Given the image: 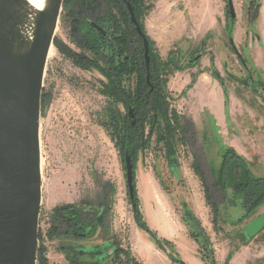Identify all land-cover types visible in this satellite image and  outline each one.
<instances>
[{
  "label": "rangeland",
  "instance_id": "1",
  "mask_svg": "<svg viewBox=\"0 0 264 264\" xmlns=\"http://www.w3.org/2000/svg\"><path fill=\"white\" fill-rule=\"evenodd\" d=\"M158 1L144 0L151 9L143 17V25L161 63L173 61L167 67L165 65L164 71L168 109L184 116L187 121H193L191 113H196L199 126L194 124L195 138L188 136L185 142L176 141L174 173L169 171L163 149L155 143V134L150 137L147 148L136 152L135 183L142 217L158 237H165L172 228L179 231L178 236L168 238L173 243V249L168 247L166 252L171 250L172 255H178L177 258L187 264L195 263L185 259L186 255H196L197 261L201 262L197 243L192 241L191 232L182 222L180 215L183 211L179 208L182 199L194 202L199 196L201 210L197 211V215L189 205L185 209L193 212L209 238L210 244L206 250L204 245L202 249L213 255L216 264H264V255L246 254L241 255L238 262L229 263L235 253L248 245L256 250L255 253L263 249L264 229L255 237L247 238L244 227L264 213V200L249 213L242 207L241 197L233 190V183L242 175L238 164L242 161L235 157L228 159V165L232 167L224 171L223 184L217 182V170L221 158L223 161L225 144L213 117L207 112L201 113L202 108L207 110L204 104H210L222 113L223 123L230 135L238 134L239 138H243L241 131L244 133L247 130L253 154V160L246 161L247 166L254 175H264V129L263 133L260 132L261 126H264V123L261 124L264 120V0H232L236 14L234 19L228 14L226 0H211L222 16L217 31L206 40L217 39L213 47L220 70L215 66L214 57L210 55L208 58L206 41L198 39L205 31H196L191 27L194 23L188 12L191 7L173 0ZM72 20L62 8L43 78L39 122L42 202L37 264H40L41 258L46 259L47 264H70L64 247L83 251L92 250L93 246L89 245L94 244L101 249L102 254L94 257L102 260L101 264H127V254L142 264H178L171 261L150 235L139 230L135 224L124 168V154L131 147L124 150L117 146L106 126V110L111 99L105 92L108 79L104 73L92 64L81 66L68 55L70 51L91 57L89 51L76 43ZM235 23L245 30L241 42L233 37ZM181 31L182 35H179ZM192 34L200 35L195 39ZM231 40L243 62L231 48ZM196 55L197 59L194 58ZM204 56L210 62V75L218 83L216 93H209L208 96L202 87H198L187 96L189 87H181L183 78L191 68L192 80L202 72ZM100 65L102 67L103 63ZM212 66L218 72L217 76L213 74ZM125 83L128 87L134 86L130 77ZM183 95L187 96L186 102L182 99ZM116 105L121 113L128 114L125 105ZM256 135L257 149L252 147L251 140ZM223 138L226 140V137ZM195 165L202 172L203 181L195 174ZM151 196L155 197L157 204ZM170 202L174 203L175 210L168 206ZM69 203L77 204L82 210H97L102 224L95 226V235L86 240L48 237L52 209ZM159 222L160 226L157 225ZM190 227L194 231L197 228L192 221ZM198 239L203 243V237ZM252 240L255 243L250 242ZM107 245V254L115 248L120 249L115 260L114 257L105 259ZM201 264L206 263L203 261Z\"/></svg>",
  "mask_w": 264,
  "mask_h": 264
},
{
  "label": "trees",
  "instance_id": "2",
  "mask_svg": "<svg viewBox=\"0 0 264 264\" xmlns=\"http://www.w3.org/2000/svg\"><path fill=\"white\" fill-rule=\"evenodd\" d=\"M128 3L148 41V68L145 64L142 38L130 22ZM62 8L66 9L67 14L73 19L72 27L76 34V43L84 50L89 51L91 57L85 54L70 53V51L68 55L81 66L87 67L92 64L99 68L108 79L105 83V92L111 102L106 110V126L110 129L117 146L128 150L135 144L137 149H145L150 143V137L155 134V143L163 149L165 159L168 162H174L176 160V141L185 142L188 136L195 138L194 123L192 120L187 121L182 115H177L176 112H169L166 102L165 85L167 81L164 71L165 65L167 67L173 61L161 63L153 49V42L146 36L143 17L151 9V6L145 5L144 0H64ZM254 16H256V11ZM93 24H97L103 33L98 31ZM101 62L103 63L102 67ZM212 67L214 69V66ZM213 74L217 76L218 72L214 69ZM127 77L133 80L134 86L126 85ZM116 103H122L127 110L132 109L135 116L134 124H132L129 114H123L118 110ZM226 151L227 154H224L217 179V182L222 184L224 171L228 168L227 160L230 153L229 149ZM231 154L233 158L242 161V175L240 180L233 183V190L241 197L242 207L249 213L261 200H264V177L251 175L243 159L232 151ZM195 172L203 181V174L196 165ZM204 188L208 196L206 185ZM85 204L87 205L88 202ZM132 204H134L132 211L137 224L146 228L141 221L135 194ZM50 218L51 223L47 231L49 238L64 236L86 239L91 237L96 228L102 224V217L97 214V210H82L73 203L55 206L51 211ZM183 218L189 226L192 221L194 227H197L196 232L193 227H190L189 230L197 242L202 260L206 264H216L213 255L211 256L210 252L207 254L205 251L206 246L210 244L209 238L202 230L193 212L190 209H185ZM96 225L97 227H95ZM199 236L203 237V243L199 241ZM162 243L169 249H173V244L170 241H157L158 245ZM109 244L112 245V243ZM203 245L205 250L202 249ZM108 246L105 248V259L114 257L115 260L120 249L114 246L115 249L107 254ZM63 249L68 251L66 258L70 264L102 263V260L94 259L95 256L102 254L97 244L93 246L92 250L77 251L73 247H64ZM168 255H172L171 250ZM126 258L127 264H142L131 255L127 254ZM170 258L178 261L174 257ZM40 264H47L46 259L41 258Z\"/></svg>",
  "mask_w": 264,
  "mask_h": 264
},
{
  "label": "water",
  "instance_id": "3",
  "mask_svg": "<svg viewBox=\"0 0 264 264\" xmlns=\"http://www.w3.org/2000/svg\"><path fill=\"white\" fill-rule=\"evenodd\" d=\"M63 2L44 0L42 7L36 8L28 0H0V264H37L42 202V87ZM226 5L234 19L232 0H226ZM127 7L130 22L142 38L148 68V41L129 3ZM93 26L103 33L97 24ZM234 51L243 62L235 46ZM128 114L133 116L131 108ZM134 148L131 146L124 154L131 199ZM263 229L264 213L246 224L244 232L253 238ZM179 264L187 263L179 260Z\"/></svg>",
  "mask_w": 264,
  "mask_h": 264
},
{
  "label": "crops",
  "instance_id": "4",
  "mask_svg": "<svg viewBox=\"0 0 264 264\" xmlns=\"http://www.w3.org/2000/svg\"><path fill=\"white\" fill-rule=\"evenodd\" d=\"M160 1L161 0H159L158 2H160ZM218 1L220 2V0H218ZM173 2L177 3V4L184 3L185 6L191 7V9L188 11L194 20V23L192 24L191 27L195 28L194 30H196V31L197 30L205 31L203 34H201V36H199L200 38H198V35H200V34H195L196 36L193 34L192 35L194 36L195 39L196 38H198V39L202 38L204 43L206 41L205 47H206V51L209 52L208 58L210 55H212L214 57V63H215L216 68L218 70H220L218 65H217V56L215 54L214 47H213V44L216 43L217 39L216 38H210V39L206 40V38L210 34L217 31L218 27L221 24L222 14L220 13V9L217 6L215 7L212 4L211 0H173ZM224 18H225V16H224ZM244 32H245V30L241 26H239L238 24L235 23L234 30H233V37L236 41L237 40H239L240 42L242 41ZM179 35H182V31L179 32ZM188 41L192 42L190 40H188ZM208 58H207V56L203 57V59H202L203 65L201 67V69H203V70H202V72H200V74H197V76L193 77V80H192V76H191V73L193 72L192 68L189 69V70H191L190 73H188L183 78L184 81H183L181 87L182 88L189 87L186 91L187 96H190L191 93H194V91L198 87H202L204 93L207 94L208 96H210L209 93H216V90L218 88V83H217V80H215L210 75V72L208 70L210 62L208 61ZM205 59H207V60L205 61ZM200 75H202V77H200ZM186 95L185 96L183 95V97H182L184 102H186L185 101L186 97H187ZM204 105L207 107V110H206V108H202L201 113L205 114L207 112L208 115L213 117V119L215 121V125L217 126V132L219 133L223 142L228 144V146L232 147L239 155L243 156L247 161L251 162L253 160V154L250 151V147H249V143H248L249 133L247 132V130H245L244 133H243V131H241V136L243 138H239L238 134L236 136H232V134L230 135L231 132L229 130H226L225 123H223L224 118H222V113L219 112V110L216 111L214 108L211 107L210 104H204ZM188 112L191 113L190 108H189ZM191 116L193 117V121L195 122V124L198 127L199 125H198V120H197V114L191 113ZM263 123H264V120H261V124H263ZM223 125H224V128H223ZM261 127L262 128L260 129V132L263 133V129H264L263 127L264 126H261ZM260 136H263V135L261 134ZM223 137H226V140H224L225 138H223ZM256 138H257V135L253 136L251 138V140H252V147H255L257 149ZM243 140H245L246 142L244 143ZM151 197H152L154 203L157 204L155 197H153V196H151ZM184 200L187 203V205H189L190 208H192L194 213H196V215H197V211L201 210V202H200L199 196H198V198H196L194 200V202L191 201L192 199L189 201L188 198H185ZM168 206L171 209L175 210L174 203L170 202L168 204ZM155 217L157 218V216H155ZM157 225L160 226L161 225L160 222L157 223ZM176 234L178 236L180 234L179 231L176 228H172L171 231L168 232V235H165V237H163V238L168 239L169 237L176 235ZM192 241H191V243L194 242V241L193 242ZM250 242H254V240H252ZM255 251L256 250L254 248H252V247H250V245H248L241 252L235 253L234 254L235 256H233L229 260V263L230 262H238L239 257H241V255H244V254H246V255H264V247H263V249H261V251L259 253H255ZM195 256L196 255H194V256L193 255H186V257H184V258L188 259L189 262H194L195 264H201L202 261L201 262L197 261V258ZM256 258H258V257H256ZM251 261H253V260L251 259Z\"/></svg>",
  "mask_w": 264,
  "mask_h": 264
},
{
  "label": "flooded vegetation",
  "instance_id": "5",
  "mask_svg": "<svg viewBox=\"0 0 264 264\" xmlns=\"http://www.w3.org/2000/svg\"><path fill=\"white\" fill-rule=\"evenodd\" d=\"M227 10H228V7H227ZM229 14V13H228ZM236 15V14H235ZM97 29V28H96ZM98 30V29H97ZM99 31V30H98ZM231 45V48L234 50V44H230ZM234 53L237 55V53L234 51ZM239 58V57H238ZM244 67H245V65H244ZM262 84V83H261ZM263 90H264V88H262ZM262 98H264V97H262ZM133 112V111H132ZM135 116H134V113H133V116L131 117V120H132V124H134V122H135V118H134ZM134 121V122H133ZM195 124V123H194ZM196 126V125H195ZM222 142H223V140H222ZM224 144H225V152H224V154H227L226 152V150L227 149H229L230 151V153H229V156H228V159H231V158H229V157H232L233 158V156H232V154H231V151L233 152V153H235L236 155H238V156H240L243 160H244V163L246 164V167L248 168V170L250 171V173H251V175H253L254 177H264V175H261V176H259V175H254V173H253V171L247 166V160L243 157V156H241V155H239L232 147H230V146H228V144H226L225 142H223ZM135 145V144H134ZM133 146V145H132ZM224 146V145H223ZM222 148V147H221ZM138 150H140V149H137L136 148V145H135V148H134V150H133V153L131 154V162H132V164H133V186H134V192H133V197H134V194L136 195V199H137V208H138V211H139V213H140V215H141V221L144 223V225H145V227L146 228H142V227H140L138 224H137V222H136V220H135V217H134V214H133V217H134V221H135V224H136V226H137V228L139 229V230H141V231H145L146 233H148L149 235H150V237L152 238V240H153V242L157 245V247L159 248V249H161V250H163V251H165L166 252V249H168V247H166L163 243L162 244H157V241H161V240H168V239H166V238H163V237H158L157 236V234H156V232L155 231H153L152 229H150L149 227H148V225L146 224V222L144 221V219H143V217H142V213H141V211H140V204H139V199H138V195H137V191H136V183H135V158H136V152L138 151ZM166 160V159H165ZM228 161V160H227ZM229 162L230 161H228V164H229ZM166 163H167V165H168V167H169V171L171 172V173H174L175 171H174V169H173V166H174V164L175 163H173V162H168L167 160H166ZM242 163V162H241ZM241 163H238L239 164V167H240V173H242V165H241ZM221 164H222V158H221V162H220V164H219V169L217 170V174H218V178H219V174H220V168H221ZM229 167V170L231 169V167H232V165H228ZM125 168V167H124ZM195 174H196V172H195ZM197 175V174H196ZM240 178H241V176H239L238 177V179L236 180V181H238V180H240ZM127 185V184H126ZM127 190H128V188H127ZM128 196H129V193H128ZM133 199V198H132ZM132 199L130 198V196H129V201H130V204H131V209L134 207V204H132ZM181 206V207H180ZM180 206H179V208L180 209H182V213H181V215H180V217H181V220H182V222L184 223V225L188 228V231H189V233H190V230H189V228H190V226L187 224V222L184 220V218H183V214H184V211H185V208L188 206L187 205V203L185 202V200L184 199H182L181 200V203H180ZM177 211H179V210H177ZM132 213H133V211H132ZM97 233V229L95 230V232H94V235ZM190 235V234H189ZM258 235V234H257ZM192 239H193V241H194V243H197L196 242V240H195V238L193 237V236H190ZM200 237V236H199ZM89 238V237H88ZM88 238H86V239H88ZM85 239V240H86ZM168 241H170V240H168ZM171 242V241H170ZM172 243V242H171ZM173 244V243H172ZM160 245H162L161 247H160ZM92 246H95V244L94 245H89V247H92ZM197 249H198V245H197ZM166 253H170V251L169 252H166ZM167 257L171 260V261H173L174 263H178L179 264V260H181V259H179V258H177L178 257V255H167ZM170 257H174L175 259H177L178 261H174V260H172ZM200 258V261H202L203 262V260H202V258L201 257H199Z\"/></svg>",
  "mask_w": 264,
  "mask_h": 264
},
{
  "label": "bare ground",
  "instance_id": "6",
  "mask_svg": "<svg viewBox=\"0 0 264 264\" xmlns=\"http://www.w3.org/2000/svg\"><path fill=\"white\" fill-rule=\"evenodd\" d=\"M31 5H33L36 8H41L44 0H28Z\"/></svg>",
  "mask_w": 264,
  "mask_h": 264
}]
</instances>
